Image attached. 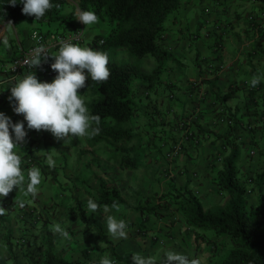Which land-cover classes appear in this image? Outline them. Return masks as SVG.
I'll list each match as a JSON object with an SVG mask.
<instances>
[{
  "label": "crops",
  "instance_id": "obj_1",
  "mask_svg": "<svg viewBox=\"0 0 264 264\" xmlns=\"http://www.w3.org/2000/svg\"><path fill=\"white\" fill-rule=\"evenodd\" d=\"M33 22L39 21L24 19L21 29L10 22L0 25L8 38L5 50L0 49V111L13 122L23 120V115L13 111L10 87L28 73L12 81L9 69L17 43L30 45L29 24ZM8 29L15 30L13 39ZM45 35L48 42L55 37ZM161 46L174 65L167 67V78L155 79L156 87L149 88L141 79L134 81L132 142L98 143L87 136L64 142L48 131H28L26 143L18 150L25 182L33 167L41 170L42 181L36 195H25L24 187L14 188L0 202L5 208L0 215V245L6 246L0 247V264H100L105 256L116 264H133L137 253L152 264H162L169 250L199 259L200 264H217L204 238L210 232L190 225L174 199L185 200L182 189L189 185L206 210L228 202L214 183L219 168L216 158L220 146L226 145L222 136L228 134V126L219 117L240 124L241 177L246 174L261 182L264 81L252 87L250 80L264 74V0H186L168 21ZM148 60L146 69L141 66L145 73L158 66L155 58ZM164 88L174 91L165 95ZM78 94L88 107L92 98L88 79ZM163 100H168L167 107ZM196 112H200V122L194 126L195 134L175 154L173 148L183 131L178 119ZM26 155L34 158V164L23 163ZM49 156L54 166H49ZM257 182L264 190V184ZM90 198L100 205L95 213L88 210ZM169 209L179 215L177 222L172 221ZM109 215L126 221V238L109 233ZM56 224L69 235L54 232Z\"/></svg>",
  "mask_w": 264,
  "mask_h": 264
},
{
  "label": "trees",
  "instance_id": "obj_2",
  "mask_svg": "<svg viewBox=\"0 0 264 264\" xmlns=\"http://www.w3.org/2000/svg\"><path fill=\"white\" fill-rule=\"evenodd\" d=\"M185 1L52 0L53 7L45 17L35 20L34 17L22 13V4L13 6L9 3L10 0H0V25L10 22L17 27L24 19L53 24L55 31L48 30V33H52L56 39L59 35L69 36L80 30V22L75 19L77 8L90 10L97 14L99 22L109 28L107 33L96 35L91 46L111 48L118 61L125 60L119 59L122 49L141 60L155 58L158 66L150 74L133 63L109 60L107 66L110 76L107 80L88 79L92 95L88 109L90 114L99 117V124L93 122V126L101 129L93 138L98 143L113 141L121 144L134 140L131 131L135 114V103L132 100L134 81L141 79L149 88L156 87L155 79L161 76L160 65L164 64V57H168L161 41L168 30V21ZM178 120L176 122L181 131L185 128L180 125L185 122L194 135V126L200 122V112ZM218 120L228 126V134L222 136L226 139V145L224 143L220 146L216 158L219 168L214 183L223 199L228 198V202L221 208L206 210L198 196L189 190V185L182 189L185 200L181 201V196L174 200L187 215L190 225L210 232L204 238L211 245L210 251L218 258L217 264H264V190L260 188L261 185L256 186L257 178L254 176L247 178L243 174L244 177H241L238 167L243 143L239 141L240 124L233 118L219 117ZM182 135L183 131L180 137ZM121 151L134 153L133 149ZM254 153V150L250 152L251 155ZM260 181L257 185L264 184V175ZM249 184H253L252 188H249ZM256 188L257 194L254 193ZM157 207L154 206L153 209L156 210ZM83 216L84 213L81 217Z\"/></svg>",
  "mask_w": 264,
  "mask_h": 264
},
{
  "label": "clouds",
  "instance_id": "obj_3",
  "mask_svg": "<svg viewBox=\"0 0 264 264\" xmlns=\"http://www.w3.org/2000/svg\"><path fill=\"white\" fill-rule=\"evenodd\" d=\"M9 3L13 6L22 4V13L34 17L35 20L44 18L53 7L52 0H10ZM75 19L86 27L99 22V17L94 11L79 8L75 11ZM0 42L5 46L8 45L5 29L0 30ZM49 56L54 58L51 69L57 73L51 82L39 80L35 72H32L21 76L10 87L9 102L14 113L23 115V120L13 122L11 116L0 111V202L14 188L19 191L24 187L25 195L34 196L38 192V185L42 181L41 170L33 167L28 172L27 182H25L22 157L18 151L26 143L29 130L48 131L57 140L64 142L70 138L93 137L101 131L98 126H93V122L96 125L99 124V117L90 114L78 90L85 86L86 79L105 81L109 78L108 54L91 47L61 41V46L55 55H48L45 47L40 45L33 49L24 63L35 68ZM262 81H264V74L255 75L251 78L250 84L256 87ZM28 158L32 157L26 155L24 164L27 163ZM48 164L49 166L55 164L51 156L48 157ZM87 207L90 212L95 213L100 205L90 198L87 201ZM113 207L116 205L114 204ZM104 208L105 211L108 210L107 205H104ZM4 211L5 208L0 206V215H3ZM127 227L124 219H117L113 215L107 217V229L112 236L126 238ZM52 230L63 237L69 235L60 224L54 225ZM0 247L6 246L0 245ZM132 262L133 264H152L151 259L139 253L132 257ZM100 264H116V262L105 256ZM162 264H200V261L169 250L163 255Z\"/></svg>",
  "mask_w": 264,
  "mask_h": 264
},
{
  "label": "built area",
  "instance_id": "obj_4",
  "mask_svg": "<svg viewBox=\"0 0 264 264\" xmlns=\"http://www.w3.org/2000/svg\"><path fill=\"white\" fill-rule=\"evenodd\" d=\"M83 34V29H80L75 34L69 36L59 35L56 39H53L51 42H48L46 39V35L42 33L41 30H39L38 28L33 29L30 33V45L26 47L21 42L17 43L18 45L15 49L16 56L14 57L11 68L9 69L10 79L12 81L16 80L25 71L28 74L35 72L39 80L51 82L57 74L54 70L51 69V63L54 62V58L49 56L46 61H42V63L35 68H32L30 65L24 63V61L29 58V56L32 54L33 49L39 47L40 45H43L45 47V50L48 55H53V51L55 49H59V47L61 46V41L79 44L83 41ZM194 85H198V82H195ZM192 120L193 118L191 119V121ZM180 126L185 129H183L184 133L180 137V143H178L173 148L175 154H178L182 149V145L185 143V141L188 140L191 136H193L190 127L187 126L185 122H182ZM195 142L198 143V140H195ZM33 162L34 161L32 158L27 159V163L33 164ZM196 176L197 174L195 173L194 177ZM168 214L171 216L173 222H177L179 220V215L176 214L174 210L169 209Z\"/></svg>",
  "mask_w": 264,
  "mask_h": 264
},
{
  "label": "rangeland",
  "instance_id": "obj_5",
  "mask_svg": "<svg viewBox=\"0 0 264 264\" xmlns=\"http://www.w3.org/2000/svg\"><path fill=\"white\" fill-rule=\"evenodd\" d=\"M27 22H31V21H27ZM31 29H30V32L35 29V28H38L39 30H41L42 32H48V30H51L52 32L55 31V25L51 24V25H48V24H43V23H39V22H33L32 24H29ZM80 26H81V29H83V41L81 43H79L80 46L82 47H91L95 50H99V51H103L105 53L108 54V57H109V60L110 61H115L117 60L116 58V53L109 47H94V46H91L92 44V41L93 39L95 38L96 35L98 34H104V32L107 33V31L109 30V28L103 23V22H98L97 24H94V25H91V26H87L84 25L83 23H80ZM18 29H21V25L19 24L17 26ZM27 32V31H26ZM8 34H10L12 36V39L15 37V30L14 29H8ZM21 36V34H20ZM24 37V36H23ZM27 47V46H26ZM6 46L1 43L0 44V49H4L5 50ZM3 51V50H1ZM120 57L119 59H125L124 61H118L119 63H122V62H129V63H133L135 65H138L141 69V66L144 67L145 65L147 66V62H149V58L147 59H138L136 57H133L126 49H122L120 50ZM53 55H55V50L53 51ZM1 56V55H0ZM163 63L164 64H161L160 65V71H161V77L162 78H167V67L169 65H174V61L170 58V57H164L163 59ZM144 69H146V67H144ZM150 74V73H148ZM164 93L165 95H167V93H170L171 91H174L173 89H168V88H164ZM163 92V90H162ZM168 100H163V105L164 107H167L168 103H167ZM154 113V112H153ZM42 142V145H44V140L42 139L41 140ZM135 152H138V150H136ZM138 159L141 161L143 160V157L141 156H138ZM138 160V161H139ZM251 185L253 186V184H249V188H252Z\"/></svg>",
  "mask_w": 264,
  "mask_h": 264
}]
</instances>
